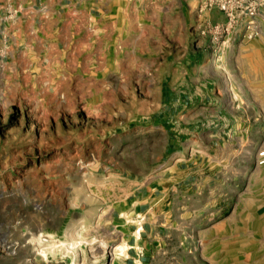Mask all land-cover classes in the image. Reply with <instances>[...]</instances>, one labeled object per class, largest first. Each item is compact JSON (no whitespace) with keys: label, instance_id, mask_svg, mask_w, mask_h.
Returning a JSON list of instances; mask_svg holds the SVG:
<instances>
[{"label":"rangeland","instance_id":"374dc122","mask_svg":"<svg viewBox=\"0 0 264 264\" xmlns=\"http://www.w3.org/2000/svg\"><path fill=\"white\" fill-rule=\"evenodd\" d=\"M200 6L0 0V264H264V89L255 105L242 82L240 120L184 118L211 70L237 96L228 68L250 62L229 51L264 37L217 53L225 16ZM150 228L161 242L134 247Z\"/></svg>","mask_w":264,"mask_h":264},{"label":"crops","instance_id":"0c3cea01","mask_svg":"<svg viewBox=\"0 0 264 264\" xmlns=\"http://www.w3.org/2000/svg\"><path fill=\"white\" fill-rule=\"evenodd\" d=\"M262 46L259 50L255 48L256 46ZM241 46V47H240ZM230 55L232 54H238V56L241 57H246L249 59V64H245L244 66H233L229 67V73H232V81L230 82L232 88H234L237 91V96L235 98H230V96L227 94L226 91V84L220 83V72L219 70L214 71L211 70L212 73H216L218 75L216 80H218V84L215 85L217 87V92L212 93L210 90V87H205L203 84L200 86L195 87V92L190 93L188 95V99L190 100L189 102V108H187L186 112L184 113V118L187 119L186 122H198V121H205V119L208 118H214L216 117L218 120L227 118L228 120H240L241 118L246 116L247 109L248 107H245V105L249 104L250 102L248 101L247 95L244 92L245 82L247 84L246 89H252L255 90V97L253 99L257 98V102L254 104L256 105L257 103L261 102V95H262V89H264V44L262 42H248L239 45V48L237 50H230L229 51ZM196 55H187V57H191ZM199 56V55H198ZM202 67V68H201ZM204 66L198 65V64H192L189 63L186 65V70L196 72L198 69H203ZM240 69V73L243 74L244 76V81L239 80L238 77H236V68ZM214 79V80H215ZM253 103V102H251ZM212 105L211 109H209L207 106ZM224 105L228 106V109H224ZM204 127L201 129V134L199 136H202L204 134ZM240 134L242 131H238ZM245 132V131H244ZM207 135V134H206ZM212 136V135H211ZM199 140V139H198ZM202 155V162L199 164V170H201L203 173V170L207 167H209L211 164L210 168H214L217 166L216 162L213 161L210 156L208 157V161L206 162L204 160L205 155L201 152ZM185 167H188L187 165L184 166V164H171V167L169 168V171L171 173V176L165 181L164 186L166 188L164 189V193L166 195L167 201L169 200V203L173 204L175 195L174 193L176 192V184L179 182L178 179L181 176L182 173V168L184 169ZM176 170H179L176 172ZM176 174V176H175ZM145 198L148 197V193H145ZM150 199V198H149ZM170 206V205H169ZM162 228H150L148 232L143 230V234L139 235V239L135 238V245L134 247H150L152 246V241H156L155 244L161 242V238L159 235H154L156 233L159 234L160 231H162ZM125 255L127 253L125 252ZM123 261L121 264H129L131 257H122ZM121 259V260H122ZM133 261L135 260L132 258ZM139 264H147L145 263V258L137 259Z\"/></svg>","mask_w":264,"mask_h":264},{"label":"built area","instance_id":"2783aa9c","mask_svg":"<svg viewBox=\"0 0 264 264\" xmlns=\"http://www.w3.org/2000/svg\"><path fill=\"white\" fill-rule=\"evenodd\" d=\"M198 0L200 9L215 8L225 16L224 23L208 25L205 32L223 53L235 41H251L264 37V0Z\"/></svg>","mask_w":264,"mask_h":264},{"label":"bare ground","instance_id":"6f19581e","mask_svg":"<svg viewBox=\"0 0 264 264\" xmlns=\"http://www.w3.org/2000/svg\"><path fill=\"white\" fill-rule=\"evenodd\" d=\"M119 248H120L119 250H122V246H119ZM125 248H126V247H125ZM121 252H122V251H121Z\"/></svg>","mask_w":264,"mask_h":264}]
</instances>
